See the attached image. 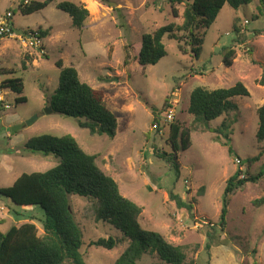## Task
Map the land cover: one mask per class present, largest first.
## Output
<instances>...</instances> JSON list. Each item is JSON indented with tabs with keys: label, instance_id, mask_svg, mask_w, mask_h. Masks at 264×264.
Wrapping results in <instances>:
<instances>
[{
	"label": "rangeland",
	"instance_id": "obj_1",
	"mask_svg": "<svg viewBox=\"0 0 264 264\" xmlns=\"http://www.w3.org/2000/svg\"><path fill=\"white\" fill-rule=\"evenodd\" d=\"M22 1L0 0V18L12 12L17 32L42 27L51 28V34L43 38L44 52L13 38L0 40V83L22 77L24 86L21 94L0 87L4 99L0 102V188L12 185L22 173L58 165L54 154L29 152L25 143L30 137L71 134L86 152L97 155L98 164L118 182L121 193L143 207L140 222L145 229L185 246L183 264H264V205H254L264 195V154L250 167V173L261 175L260 179L231 195L224 223L222 219L226 180L241 164L247 169L248 158L259 152L257 109L264 103V86L258 82L264 71L260 1L239 7L226 3L208 29L199 59L182 53L176 40L165 38L167 55L146 66L135 60L142 35L170 22L181 24L183 5L176 6L179 16L175 17L167 0H69L90 11L86 26L79 30L69 14L57 7L64 0L28 15L20 11ZM229 48L235 54L227 66L223 58ZM59 59L63 66L75 67L83 82L104 91L118 119L114 137L81 127L83 117L48 112L49 98L59 83ZM238 81L249 96L234 97V109L217 119L195 121L188 109L196 87L228 88ZM23 95L27 101L19 102ZM169 107L174 109V121L189 130L192 142L177 152V158L167 141ZM224 118L227 124L220 134L215 130ZM31 119L22 129L11 130ZM225 133L230 134L229 140ZM72 201L83 231L81 252L86 262L115 264L129 241L121 240L122 232L112 225L97 221L87 199L75 195ZM25 222L35 223L39 235L43 234L44 213L39 206L16 205L1 195L0 229L7 231ZM109 236L120 240L113 249L93 245ZM137 264L168 263L157 253H143Z\"/></svg>",
	"mask_w": 264,
	"mask_h": 264
},
{
	"label": "trees",
	"instance_id": "obj_2",
	"mask_svg": "<svg viewBox=\"0 0 264 264\" xmlns=\"http://www.w3.org/2000/svg\"><path fill=\"white\" fill-rule=\"evenodd\" d=\"M53 1L55 0H28L27 3L22 1L19 8L24 15H28L46 8ZM167 1L175 17L179 16L176 6L183 5V22H170L142 35V45L135 60L138 59L143 66L155 65L167 55V38L176 40L182 53H191L194 58L199 59L208 29L223 6L229 3L233 7H239L253 0ZM259 1L264 8V0ZM57 7L69 14L73 27L84 29L90 14L84 4L64 0L58 2ZM29 30L44 39L51 34V28L42 27L26 28L22 32L28 34ZM234 54L233 48H229L225 53L223 60L227 66L232 64ZM125 63H128V60ZM56 65L61 70L58 86L48 101L52 110L64 116L83 117L86 121L80 122L81 127L89 128L92 133H108L114 137L118 119L108 107L104 91L83 82L75 67L63 66L60 59L56 61ZM23 68L27 69L25 61ZM258 82L264 86V71ZM0 87L21 94L24 89L23 78H6L1 81ZM249 95L242 81L228 88L208 89L198 86L191 93L188 110L195 121L209 122L233 110L234 97ZM18 101L25 102L27 98L23 95ZM165 105H168V98ZM257 112L259 123L256 140L259 152L256 156L248 158L247 169H242L241 164L226 180L222 207L223 223L231 195L247 182H257L261 177L259 174L250 173V167L264 154V103ZM226 124L227 118H224L215 131L222 134ZM157 126L161 129L158 123ZM168 132V144L172 146L177 158V152H183L191 146L190 132L183 123L174 120L169 123ZM224 137L229 140L230 134L225 133ZM25 148L29 152L44 156L54 154L59 158V163L47 171L22 173L12 185L0 188V196L10 198L16 205L39 206L44 213L42 235H39L33 222L13 225L7 231L0 229V264H88L81 252L84 244L83 231L73 210L72 196L75 195L88 200L97 221L112 225L122 232L121 240L129 241L128 247L115 264H137V259L143 253H157L159 258L168 264L185 262V246L169 242L156 230L145 229L140 222L143 207L121 193L118 182L98 164L97 155L86 152L74 136L49 133L35 135L26 141ZM229 152L233 153L231 147ZM254 205H264V195L254 200ZM119 241L113 236L102 237L94 241L93 245L110 250Z\"/></svg>",
	"mask_w": 264,
	"mask_h": 264
},
{
	"label": "built area",
	"instance_id": "obj_3",
	"mask_svg": "<svg viewBox=\"0 0 264 264\" xmlns=\"http://www.w3.org/2000/svg\"><path fill=\"white\" fill-rule=\"evenodd\" d=\"M28 0H25L27 3ZM13 14L12 12H7L4 17L0 18V40L3 38H13L15 40L22 41L26 46L35 47L37 49H41V52H44L43 48V38L39 36L38 33L33 34L28 31V34L21 32H17L14 29V25L12 23ZM34 31V30H33ZM2 90L0 89V94ZM4 99L0 96V102H3ZM5 107H10L8 104H5ZM166 113V121L171 122L174 120V109L169 107ZM158 127V126H157ZM240 162V159H238Z\"/></svg>",
	"mask_w": 264,
	"mask_h": 264
},
{
	"label": "water",
	"instance_id": "obj_4",
	"mask_svg": "<svg viewBox=\"0 0 264 264\" xmlns=\"http://www.w3.org/2000/svg\"><path fill=\"white\" fill-rule=\"evenodd\" d=\"M52 111H53L52 108L49 106L48 112H52ZM32 121H33L32 119L31 120L24 121V122H22L20 124H17L15 126H13L11 130L13 132L14 131H18V130L22 129L23 127H25L26 125L30 124Z\"/></svg>",
	"mask_w": 264,
	"mask_h": 264
}]
</instances>
